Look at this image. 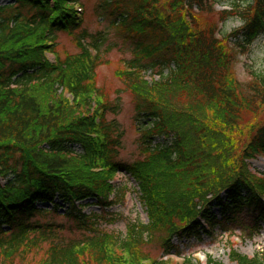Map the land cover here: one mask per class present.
<instances>
[{
  "label": "trees",
  "instance_id": "1",
  "mask_svg": "<svg viewBox=\"0 0 264 264\" xmlns=\"http://www.w3.org/2000/svg\"><path fill=\"white\" fill-rule=\"evenodd\" d=\"M79 1L0 3V177L4 180L0 185V264H27V252L40 249L44 242L48 245L41 264H117L112 247L139 251L146 242L167 248L164 255L180 256L179 247L170 244L173 237L199 236L208 224L228 232L227 225L242 212L253 224L251 229L259 228L258 224L264 223V172L255 177L242 170L224 178L213 198L203 202L196 214L192 200L182 201L193 189L206 152L197 134L202 127L182 115L188 107L211 106L226 123L234 124L243 107L255 109L264 104V69L252 73L242 96L229 74L235 52H247L254 40L264 36V0H229L228 8L218 12L219 22L232 19L240 25L223 38L217 24L201 27L196 20L195 11H212V0H169L162 15L157 9L159 0H96L93 12L108 28L76 33L97 55L91 71L98 57L113 49L130 54L123 60L126 71L122 76L133 95V120L141 131L140 142L149 151L158 149L151 155L162 153L163 161L176 166L179 181L185 183L183 188L164 184L162 195L156 183L141 173L137 161L121 162L113 155L108 163L111 171L105 175L119 172L132 178L147 216L146 222L128 223L126 234L101 229V221L112 215L106 206L114 185L106 181L104 172H92L89 163L72 167L67 156L87 158L88 144L78 131L86 125L85 119L64 122L63 102L45 100L34 86L40 79V85L63 84L66 72L39 59L42 46L38 42L44 37L53 39L63 29H78L81 20L66 5ZM21 25L24 27L18 29ZM224 40L230 51L225 50ZM146 72L157 80L146 82ZM84 82L73 88L75 97L81 90L87 92ZM88 97L86 107L91 103ZM102 110L118 113L119 100L105 104ZM116 127L109 124L116 134L103 141L110 153L120 144L121 133ZM256 154L264 156V122L241 155L250 158ZM184 172L192 174V183L184 179ZM89 205L100 211L84 213L83 207ZM61 208L63 212H59ZM48 212L70 219L80 236L66 240L54 229L61 225L31 220ZM177 221L182 224L173 228ZM231 257L237 264L264 263L263 256L248 258L235 250ZM15 258L20 259L18 263ZM187 263L192 264L190 259ZM206 264L221 263L208 257Z\"/></svg>",
  "mask_w": 264,
  "mask_h": 264
},
{
  "label": "rangeland",
  "instance_id": "2",
  "mask_svg": "<svg viewBox=\"0 0 264 264\" xmlns=\"http://www.w3.org/2000/svg\"><path fill=\"white\" fill-rule=\"evenodd\" d=\"M96 0H80L78 4L66 5L72 7L74 12H79L82 8L81 22L78 29L73 32L68 30L57 31L53 39L44 37L38 42L42 46L38 57L50 66H56L66 72L63 84L56 86L54 84H41L40 80L34 83L38 86L37 90L41 97L47 101L63 102V120L69 122L74 118L85 119L86 125L79 128L80 136L88 144L87 158L80 160L78 157L68 155L72 160V167H78L82 163H89V169L95 173L108 174L110 167L109 160L113 155L118 161L133 162L137 161V166L142 167V174L148 176L151 181L156 183L161 194H164V184L171 187L183 188L185 183L179 181L180 171L177 167L167 166L161 158L162 153H154L158 149H146L140 142L141 131L137 128L133 120V95L123 79L122 73L126 71L123 60L130 57L129 53L113 49L103 54L96 60L94 70L91 71L96 54L94 51L84 45V42L78 40L76 33L81 29L88 32L105 30L107 22L101 21L93 12V6ZM213 9L210 12H194L196 20L201 27L216 25L220 28V38L223 34H228L231 30L240 25L238 20L228 19L223 23L219 22V11L227 7L229 0H212ZM169 0H159L158 12L162 15L167 11ZM0 3L6 4L8 0H1ZM80 13V12H79ZM24 26H17L18 29ZM31 43L35 41L30 40ZM223 44L231 48L227 41ZM264 69V36H259L247 52H235L234 61L230 67V80L237 87L238 95L246 93L245 83L252 78V73ZM88 77V78H86ZM86 78V79H83ZM150 83L151 80L144 79ZM85 81L87 92L82 90L77 97L74 95L73 88L76 84ZM89 96V97H88ZM90 98V105L85 106L84 100ZM119 100L120 110L118 113L102 110L103 106ZM184 103V102H183ZM106 112V113H105ZM182 116L189 120H194L198 127H202L198 136L203 139L205 155L204 163L199 171L196 172L193 179L192 191H188L184 203L190 202L193 206V214L199 212L201 204L213 198V193L219 189L217 184L227 178L240 173L242 170L255 177L264 172V156L256 154L250 158L242 157V150L249 142V138L255 129L264 122V104H259L255 109L243 107L236 123H226L211 106H201L186 108ZM116 124L118 132L121 133L120 144L116 147L115 153L104 146L103 141L116 134L109 129L110 123ZM169 151V150H166ZM168 153V152H167ZM141 168V169H142ZM113 184V193L110 194L107 211L112 215L101 221V229L110 233L127 232V224L135 220L147 221L146 213L139 203L135 191L136 183L132 178L124 176L119 172L105 175ZM0 177V185L4 180ZM184 179L192 183V174L184 172ZM221 190V188H220ZM225 189L222 190V194ZM115 200V202H114ZM92 202V200H88ZM264 204V197H262ZM49 207V205H44ZM191 206V205H190ZM99 212L100 209L95 205L83 207L82 211ZM63 212V209H59ZM214 212L220 215L217 207ZM31 220H38L40 224L51 222L61 225L57 232L63 239L78 238L81 233L71 227V220L53 212L44 215H35ZM202 225L205 222L201 221ZM182 223H177L178 227ZM252 223L249 222L247 215L242 212L232 223L228 224L230 231H222L215 225H204L207 230H202L199 236H192L187 239L178 240L173 237L170 240L171 245H177L181 253L180 256H164V248L160 244L146 242L139 251L126 250L116 246L112 247V256L118 257L117 264H155L163 258V264H206L207 257L221 264H237L231 257L233 250L247 256L260 255L264 257V223L258 224L256 230H253ZM256 232V233H255ZM31 235V234H30ZM31 237V236H29ZM47 242H44L40 249L27 252L25 262L27 264H41ZM173 254V253H172ZM111 256V255H110ZM20 259L15 258L14 262Z\"/></svg>",
  "mask_w": 264,
  "mask_h": 264
}]
</instances>
